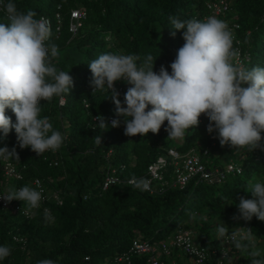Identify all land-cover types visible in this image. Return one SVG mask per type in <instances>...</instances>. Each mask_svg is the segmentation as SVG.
Segmentation results:
<instances>
[{"label":"trees","instance_id":"obj_1","mask_svg":"<svg viewBox=\"0 0 264 264\" xmlns=\"http://www.w3.org/2000/svg\"><path fill=\"white\" fill-rule=\"evenodd\" d=\"M4 1V4H16L21 11H36L37 18L47 16L54 27L55 13L60 14V28L53 27L48 43L57 45L59 54L53 64L69 72L74 78V87L70 94L64 95L62 106L58 97L41 102V117H49L53 130L67 137L61 148L37 156L31 148L17 147L20 160H9L20 167L21 179L7 181L0 168V191L5 183L10 188L32 187L31 180L39 177L62 200L60 205L43 203L48 212L40 208L31 219L0 207V245L12 248L11 255L0 264H37L43 259H52L57 264H106V260L127 249L134 238L164 239L179 226L190 229L196 244L211 250L221 242L215 229L223 223L229 231L251 228L256 248L264 253V221L256 217L250 222L233 219L238 213V198H252L246 190L248 181L253 177L264 180V149L252 152L241 149L238 155L242 158L238 161L227 157L234 155L231 145L223 148L215 138V144L203 156L204 162L210 168L235 163L241 167L240 173L226 175L220 183L190 180L183 186H163L154 180V191L150 192L143 184L148 177V165L159 156L167 160L164 177L172 176L169 148L181 153L196 148L202 153L211 144L208 118H200V124L181 138L168 137L167 121L157 134L149 132L146 136L134 137L124 134L123 123L118 128L101 131L94 128L99 122L92 121L93 115L115 116L116 106L108 92L98 91L93 96L88 63L102 53H134L141 59L151 54L156 58L154 71L159 72L164 65L171 73L170 64L185 41L182 30L176 31L175 37L171 35L174 29L169 17L204 20L207 0ZM77 7L85 8L87 16L72 35L68 29L70 10ZM263 13L264 0H230V10L225 16L234 17L239 24L233 46L236 48L238 40L241 53L248 56L244 64L248 68L264 67ZM6 22L3 7L0 23ZM128 87L126 81L122 83L121 102ZM6 115L16 121L11 109H6ZM98 135L103 138L101 144L94 139ZM16 144L14 129L6 139L0 134V147L12 148ZM111 169L120 181L103 190L104 175ZM129 179L134 182L128 183ZM136 184L141 186L135 187ZM238 250L236 264H251V248ZM85 256L89 257L88 261L84 260ZM214 259L210 255L205 264H214ZM132 264H146L144 256L133 257ZM168 264L184 262L176 259L175 263Z\"/></svg>","mask_w":264,"mask_h":264},{"label":"clouds","instance_id":"obj_2","mask_svg":"<svg viewBox=\"0 0 264 264\" xmlns=\"http://www.w3.org/2000/svg\"><path fill=\"white\" fill-rule=\"evenodd\" d=\"M3 7L7 22L0 23V134L6 139L14 129L17 144L12 148L0 147V159L20 160L17 147L31 148L40 156L48 150H59L64 144L67 137L53 130L49 117H41V102L58 97L62 106L64 95L70 94L74 87V78L53 64L59 50L57 45L48 43L52 36L48 19L44 16L37 19L36 11L18 10L12 2ZM169 20L174 29L171 35L175 37L176 31L182 30L185 41L170 64L171 73L164 65L159 72L154 71L156 58L151 54L141 59L134 53L109 52L88 63L93 96L98 91L108 92L116 106L115 118L110 124L101 115L95 117L99 123L94 128L106 131L123 123L126 136H146L149 132L159 133L167 121L168 137L181 138L200 124L204 114L209 120L208 133H215L221 146L231 145L233 149L248 152L264 149L261 135L264 132V67L248 68L239 63L233 31L215 16L204 20H181L173 16ZM120 80L130 85L123 102L115 87ZM6 109L12 110L15 122L6 115ZM94 139L101 144L103 138L98 135ZM246 190L252 198H238V213L233 219L250 222L256 217L264 221V180L253 177ZM42 193V188L24 185L8 189L0 199L8 203L23 201L35 209L40 206ZM215 231L218 239L233 244L237 256L238 249L251 248V264H264V253L256 248L251 228L239 236L235 229L229 231L223 223ZM11 252L10 245H0V261ZM37 264L57 262L43 259Z\"/></svg>","mask_w":264,"mask_h":264},{"label":"built area","instance_id":"obj_3","mask_svg":"<svg viewBox=\"0 0 264 264\" xmlns=\"http://www.w3.org/2000/svg\"><path fill=\"white\" fill-rule=\"evenodd\" d=\"M3 3L0 4V10H2ZM207 13L204 16V19L209 16H215L216 18L225 21L229 28L234 33L239 27V24L232 18H226V14L230 10V0H207L206 2ZM6 14V13H5ZM44 16V15H41ZM87 12L85 8L77 7L70 10V20L68 29L75 35L78 31V28L81 26L82 21L86 18ZM50 22L51 30L53 32L52 21L47 17ZM39 18V17H38ZM37 18V19H38ZM264 21V13L261 17ZM56 24L54 29L59 30L61 24V16L59 13H55ZM250 32L247 31V34ZM240 43L236 41V48L239 50V63L244 66L245 61L248 59V56L242 54L239 47ZM124 80L116 82V89L120 92L122 96L123 88L122 83ZM95 117L98 115L92 116V121L95 123L99 122L95 120ZM207 116L202 114V118ZM114 115H108L107 119L110 121L114 119ZM94 126V125H93ZM211 144L207 145L202 153L197 151L196 148H191L185 153L169 148L167 153L171 158V174L172 176L169 179L164 177L163 168L165 167L167 160L164 156H159L154 162L148 165V177L144 184L147 185V188H143L150 192L154 191L152 182L156 180L163 186H183L188 183L190 180H193L195 183L200 181H207L210 183H220L229 174H235L241 172V167L238 164L227 162L223 167L214 166L213 168L208 167L204 162L203 156L207 155L210 148L215 144V136L210 134ZM111 150L108 151V154ZM1 171L7 181L10 179H21L22 172L20 167L16 164H13L9 159L3 160V163H0ZM120 179L118 175L115 174L114 169L107 170L103 182L102 189H107L110 185L119 182ZM133 179H129L128 183H133ZM32 188L43 189V199L40 202L38 208H30L27 205H24L23 201L14 200L11 203L5 202L0 199V207L4 210H9L13 213H20L26 219H31L35 214V211L42 208L45 212H48V207L43 205L45 202H52L54 204L60 205L62 203L60 194L56 190H50L46 187L43 180L39 177H34L31 180ZM39 185V187H37ZM20 186L16 187L19 189ZM10 189L7 183L2 185V190L0 191V196H3L7 193V190ZM248 231L247 229H240L239 236H242ZM238 236V238H239ZM19 241L22 238L16 237ZM176 255L183 256L184 264H205L210 255H214V264H236V251L233 249V244L228 240H221L220 245L217 248H212L208 250L205 246L198 245L194 241V233L190 229L183 228V226L177 227L168 237L161 240H149L147 238L136 237L132 240L131 244L127 249L122 251L120 254L114 256L112 259L105 261L106 264L117 263V264H132L133 257L135 256H144L146 264H168L176 262ZM84 260L88 261L89 257L85 256Z\"/></svg>","mask_w":264,"mask_h":264},{"label":"rangeland","instance_id":"obj_4","mask_svg":"<svg viewBox=\"0 0 264 264\" xmlns=\"http://www.w3.org/2000/svg\"><path fill=\"white\" fill-rule=\"evenodd\" d=\"M223 148H225V146H223ZM231 149L233 150V154H234V155H232V156H231V155H227V157H229V158L231 157V158H233V159L239 161V160L242 158V155H238L239 150L233 149L232 146H231ZM223 150H225V149H223ZM235 156H236V157H235ZM221 160L224 161L223 158H222ZM205 161H206V162H207V161L209 162V161H211V160H209V159L206 160V159H205ZM158 240H161V239H158ZM237 257H238V256H236V258H237Z\"/></svg>","mask_w":264,"mask_h":264},{"label":"crops","instance_id":"obj_5","mask_svg":"<svg viewBox=\"0 0 264 264\" xmlns=\"http://www.w3.org/2000/svg\"><path fill=\"white\" fill-rule=\"evenodd\" d=\"M175 258H176L177 260H178V259H179V260H183V259H184L182 255H176Z\"/></svg>","mask_w":264,"mask_h":264}]
</instances>
